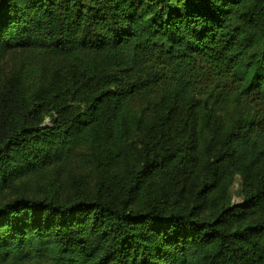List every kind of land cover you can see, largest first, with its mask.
Here are the masks:
<instances>
[{
    "label": "trees",
    "instance_id": "16d2710c",
    "mask_svg": "<svg viewBox=\"0 0 264 264\" xmlns=\"http://www.w3.org/2000/svg\"><path fill=\"white\" fill-rule=\"evenodd\" d=\"M12 51L0 264H264V0H0Z\"/></svg>",
    "mask_w": 264,
    "mask_h": 264
},
{
    "label": "rangeland",
    "instance_id": "374dc122",
    "mask_svg": "<svg viewBox=\"0 0 264 264\" xmlns=\"http://www.w3.org/2000/svg\"><path fill=\"white\" fill-rule=\"evenodd\" d=\"M25 52L23 51H12L0 65V88L7 83L8 79L12 76L13 72L18 69L22 62ZM80 165L79 163L73 162L72 165ZM84 169L79 170V178L81 185L86 184L87 188L91 190L95 182V170L89 166H83ZM74 168L69 166L66 170H60L59 168L54 170H48V173L44 174L41 179V183L38 184L33 178H28L23 183L19 184L22 192L26 193H40L54 191L56 194L68 193L69 180L68 177L72 176ZM239 179L235 178L232 187V199L239 201L238 195Z\"/></svg>",
    "mask_w": 264,
    "mask_h": 264
}]
</instances>
